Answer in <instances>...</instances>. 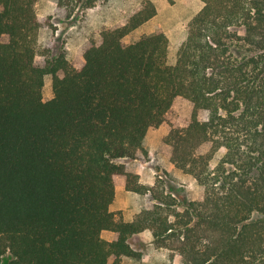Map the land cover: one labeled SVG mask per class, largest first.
<instances>
[{"label": "trees", "instance_id": "obj_1", "mask_svg": "<svg viewBox=\"0 0 264 264\" xmlns=\"http://www.w3.org/2000/svg\"><path fill=\"white\" fill-rule=\"evenodd\" d=\"M53 1L69 19L106 0ZM203 1L171 64L164 29L125 41L157 14L152 0L75 62L40 40L57 25L38 0H0V264L9 251V264H123L145 229L185 264H264V0ZM180 99L192 113L178 124L169 114ZM165 123L162 144L197 179V199L163 175L143 183L121 161L150 160L147 133ZM120 177L148 195L132 221L110 209Z\"/></svg>", "mask_w": 264, "mask_h": 264}, {"label": "crops", "instance_id": "obj_2", "mask_svg": "<svg viewBox=\"0 0 264 264\" xmlns=\"http://www.w3.org/2000/svg\"><path fill=\"white\" fill-rule=\"evenodd\" d=\"M143 0H110L109 3H104L96 5L88 9L87 12V22L90 25L84 26L80 31H78L79 36L73 38V43H70V50L72 53L78 54L82 48L84 42L88 39L86 33L90 32L91 26L97 27L101 26H113L119 23L127 14H129L134 8L139 6ZM158 9L157 14L146 21L141 29L145 30L147 34L155 32L158 28L165 30L171 41H174V36L177 32L181 30V19L178 17L169 19L168 16L164 15V11H161L159 5L162 4L163 7L170 5L168 0H152ZM202 0H187V6L192 8L195 7V11L190 15L192 18L200 9L204 6V1ZM42 3V2H39ZM55 8L47 7L45 14H51ZM166 9V8H165ZM188 19V21L190 20ZM75 26L71 27L74 28ZM172 33H171V32ZM49 34L48 28H42L40 30V38L45 39L44 35ZM182 35V34H181ZM179 35V37L181 36ZM79 39V42H78ZM176 41V40H175ZM174 41V42H175ZM77 44V45H76ZM174 63V62H172ZM164 137H146L145 146L146 148L155 155L159 150L160 145L163 142ZM124 158L122 161L127 164V167L131 171H138L140 173V180L143 183L154 185L157 177L160 175V170L154 165V160L156 156L151 157L150 160L146 162H141L137 159ZM159 164L168 172H171L175 176L182 178H192L191 175L185 173L182 169L177 167L172 161L160 158ZM148 195H144L132 190L127 189L126 180L119 178L116 181V193L115 199L110 205L112 211L120 213L125 221H132L136 214L146 205ZM198 197H192V199H197ZM104 238L108 240H113L116 237V233L112 230L105 229L102 232ZM131 244L137 256L125 255L123 257V264H185L179 257L178 254L175 256L171 255V251L165 247H157L154 244V234L151 229H145L139 233L133 235L131 239Z\"/></svg>", "mask_w": 264, "mask_h": 264}, {"label": "rangeland", "instance_id": "obj_3", "mask_svg": "<svg viewBox=\"0 0 264 264\" xmlns=\"http://www.w3.org/2000/svg\"><path fill=\"white\" fill-rule=\"evenodd\" d=\"M109 1L110 0H106L100 4H104V3L107 4V3H109ZM120 1H124V0H120ZM197 1L198 0H196V2ZM39 2H42V3H39ZM168 2L170 3V5H168L166 7H163V5L159 3V5L161 7V11L166 10V11H164L165 16H168L169 19L178 17L181 19V23H182L181 24V30L179 32H177L176 36L173 37L174 41L175 40L176 41L174 42V41L170 40L168 62L171 64H175L177 61V52H178L177 44L185 37L187 30H188V24L191 20L190 15L195 11L196 8L195 7H192V8L188 7L187 6V0H168ZM201 3H203V0ZM100 4H98V5H100ZM47 7L55 8L54 10L53 9L50 10V11H54V12L51 14H45L47 11L46 10ZM36 9H37L38 13L42 16L52 15L54 17L55 23L57 25V29H55V30H53L52 28H48L49 34L44 35V37H46V38L42 39V41L50 40L55 47V53H58L61 49L66 50L68 58L74 62L76 61V59L80 55L85 42L88 40L100 37L102 30L105 27H108V26H101V24L97 27H93L94 25H92L91 26L92 28H90V32L86 33L88 35V39L82 45V48L79 51V53L74 55L72 53V50H70L68 47H70V43H73L74 36L75 37L79 36L78 31H80L84 26L90 25L87 22L88 9L86 11L79 10L74 16H72V18H69V19H66L63 15H61L58 12L57 6L53 0H38V2L36 4ZM189 18H190V20L188 21ZM73 26H75V27L71 28ZM145 33H146V31L140 28L136 32L126 36L125 41L126 42H133V41L137 40L142 34H145ZM179 35H181V36L179 37ZM39 38H40V33H39ZM5 39H6L5 36L0 37V41L5 40ZM40 40H41V38H40ZM78 42H79V39H78ZM172 62H174V63H172ZM43 92H44V98L45 99H50L54 96L53 81H52V75L51 74H48L45 77V86H44ZM191 113H192V107L185 100L180 99V100L176 101V103L173 107V110L170 112L169 120L172 122L181 124L184 122V120L186 118L190 117ZM201 116L204 118L206 116V113L203 112L201 114ZM169 128H170V125L168 123L161 125L159 128H151V129H149V131L147 133V137H165L169 131ZM225 152H226V148L222 147L215 154L214 158L211 161V164L213 166L217 165V163L223 157ZM170 154H171L170 146H168L164 143L159 147V150L157 151V153L155 155L151 154V157L156 156V160H154L153 163L160 170L161 176L163 175L162 177L167 182L168 188L172 189V190H176L178 192V194L180 195V197L184 196L188 199H192V197H199L200 196V187H199L197 179L194 176L187 173L188 175H191L190 177H192V178H188V179L185 178L184 179L182 177L175 176L174 174L166 171L165 169L163 170V168L160 166V164L158 162L159 159L162 158V159L171 161ZM127 160H129V159H127ZM165 172H166V174H165ZM12 258H13L12 253L10 251L7 252L3 257V261L1 264H9V262L12 260Z\"/></svg>", "mask_w": 264, "mask_h": 264}]
</instances>
